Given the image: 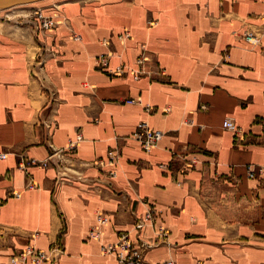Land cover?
Wrapping results in <instances>:
<instances>
[{
    "label": "crops",
    "instance_id": "1",
    "mask_svg": "<svg viewBox=\"0 0 264 264\" xmlns=\"http://www.w3.org/2000/svg\"><path fill=\"white\" fill-rule=\"evenodd\" d=\"M40 2L68 21L38 30L33 7L0 19V264L27 244L60 246L56 264H121L100 244L123 231L148 245L145 264H264V0ZM142 44L145 76L98 64L132 65ZM142 120L163 133L149 152L131 137ZM110 148L114 177L93 164ZM150 209L167 237L134 228Z\"/></svg>",
    "mask_w": 264,
    "mask_h": 264
},
{
    "label": "built area",
    "instance_id": "2",
    "mask_svg": "<svg viewBox=\"0 0 264 264\" xmlns=\"http://www.w3.org/2000/svg\"><path fill=\"white\" fill-rule=\"evenodd\" d=\"M37 19L36 28L38 30H51L57 21L54 16H47L42 13L40 9L34 11ZM130 36L128 31L118 35V38H127ZM245 41L252 46L258 45L259 37L254 35L252 32H247L244 34ZM78 38V37H77ZM106 41V40H104ZM142 51L135 57L132 65L125 63H120L112 68L108 67V59L110 55H105L98 57V64L107 71L109 75L112 76H124L130 75L134 79H138L142 76L149 74L147 68V63L149 61L148 55L145 53L146 45H141ZM129 103L135 102L134 99L127 100ZM149 110V108H147ZM222 127L231 131L234 135V142H241L243 131L241 128L233 121L232 118H226L222 122ZM163 133L160 130L153 129L146 121H139L132 133L131 137L137 141L142 150L145 152L151 151L159 143ZM83 140L82 136L78 133L75 138L69 139L68 148L74 149ZM241 140V141H239ZM119 153L114 148H110L105 157H99L93 161V164L99 168L109 167L111 177L115 176V165L117 163ZM5 158V154H0V159ZM35 163V161H30ZM198 163V159L193 156L192 159L187 163V167H194ZM42 166H47V160L42 162ZM258 173L262 172V168H258ZM256 170L252 164L247 165V175L250 178L256 177ZM26 187L28 189H33L37 187V184L32 178L29 179ZM15 196H19V193H15ZM156 213L153 209L148 210L141 218H139L134 223V228L140 230L147 224H150L154 230L157 237L165 238L167 237V229L164 225L157 223L155 220ZM109 222L108 217L102 212L97 211L95 214V225H93L87 236L90 239L99 240L101 238V227ZM148 245L144 242H134L127 231L118 233L115 241L101 243L100 251L102 254H111L116 260L121 264H145L144 252ZM62 254V249L58 245H53L48 249H40L31 244L25 245L19 251L13 253L9 262L11 264H56L59 256ZM164 264H175L171 259L166 260Z\"/></svg>",
    "mask_w": 264,
    "mask_h": 264
},
{
    "label": "rangeland",
    "instance_id": "3",
    "mask_svg": "<svg viewBox=\"0 0 264 264\" xmlns=\"http://www.w3.org/2000/svg\"><path fill=\"white\" fill-rule=\"evenodd\" d=\"M50 1H52V0H50ZM45 3L46 2H37V3H34V4L20 5V6H16V7H13V8H9V10L0 9V19L3 21V18H8V17L10 18V16H8L7 13L16 12V11H19V10H27V9L29 10V9H31V7L36 9L37 7H39L40 5H43ZM55 6H56V8L53 10V12L52 13H48V14L43 12V9H45V8L40 7L39 9L42 11V13L44 15L54 16L55 20L57 21V24H55V26H57L59 22L63 21V23H64L66 20L68 21V19L62 13L63 11L61 10V8L59 6H57V5H55ZM35 17H36V15H35ZM43 31H46V30H43ZM72 37L74 39H76L78 37V35L75 32H72Z\"/></svg>",
    "mask_w": 264,
    "mask_h": 264
},
{
    "label": "water",
    "instance_id": "4",
    "mask_svg": "<svg viewBox=\"0 0 264 264\" xmlns=\"http://www.w3.org/2000/svg\"><path fill=\"white\" fill-rule=\"evenodd\" d=\"M43 0H0V9H8L20 5L37 3Z\"/></svg>",
    "mask_w": 264,
    "mask_h": 264
}]
</instances>
